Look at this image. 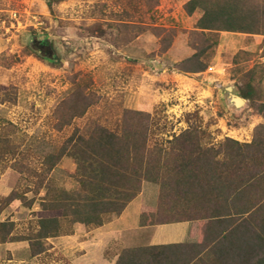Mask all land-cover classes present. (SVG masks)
Masks as SVG:
<instances>
[{"label":"rangeland","instance_id":"374dc122","mask_svg":"<svg viewBox=\"0 0 264 264\" xmlns=\"http://www.w3.org/2000/svg\"><path fill=\"white\" fill-rule=\"evenodd\" d=\"M187 1L0 0V99L5 92L12 98L0 101V131L11 136L17 152L8 163L22 159L34 167L90 121L117 127L124 109L151 115L150 146H166L172 135L192 126L206 130L213 144L226 137L249 140L256 109L247 99L236 111L226 89L241 95L250 81L260 97L257 105L264 104V35L221 32L205 71L180 72L176 63L194 52L189 32L201 15H188ZM153 27L172 33L168 49L163 50ZM39 35L52 39L53 59L30 46ZM76 83L88 84L96 104L59 130V107ZM75 169V161L64 156L51 178L60 187H77L69 175ZM144 182L156 197L158 185ZM30 186L25 173L0 163V198ZM44 193L31 207L13 201L0 221L13 222L15 236L26 235L38 219L56 215L41 210ZM48 241L51 248L37 256L31 255L28 240L0 243V264L69 263L63 236Z\"/></svg>","mask_w":264,"mask_h":264},{"label":"trees","instance_id":"16d2710c","mask_svg":"<svg viewBox=\"0 0 264 264\" xmlns=\"http://www.w3.org/2000/svg\"><path fill=\"white\" fill-rule=\"evenodd\" d=\"M184 10L188 15L196 11L201 15L189 32L194 52L176 63L183 73H201L208 68L221 32L264 35V0H188ZM153 30L163 50L168 49L172 33L158 27ZM87 89L88 84L76 83L63 100L59 130L96 104L97 97ZM240 91L252 107L264 111V104L257 105L260 97L255 96L250 81ZM11 99L5 92L0 101ZM152 126L149 113L124 109L117 127L90 121L34 167L22 159L8 163L17 154L16 145L11 136L0 131L3 168H16L32 183L2 196L0 214L15 200L31 207L42 190L41 210L56 213L38 219L36 227L24 236L14 235L13 222L0 221V243L28 240L32 256L45 253L51 248L48 239L73 234L74 224L91 230L121 215L148 181L158 185V201L154 212L142 214L141 222L199 221L203 225L197 243L160 247L173 259L183 255L180 264H264V124L255 128L249 144L230 137L209 143V133L192 126L172 135L166 146L148 144ZM64 156L76 163L69 173L77 183L74 190L58 186L51 178ZM29 191L33 198L26 196Z\"/></svg>","mask_w":264,"mask_h":264},{"label":"crops","instance_id":"0c3cea01","mask_svg":"<svg viewBox=\"0 0 264 264\" xmlns=\"http://www.w3.org/2000/svg\"><path fill=\"white\" fill-rule=\"evenodd\" d=\"M263 112L256 110L253 116L256 122L252 124L249 140L230 138L240 143H251L255 128L264 124ZM144 184L137 197L113 220L91 230L82 224H74L73 234L63 236V244L67 247L65 257L69 259L67 264L182 263L183 255H176L173 259L168 250L160 247L197 243L203 233V225L199 221L149 224L148 220L144 219V222H141L143 213L147 216L156 210L159 192L158 188L157 196H150L153 191ZM63 186L66 190L76 188L74 184Z\"/></svg>","mask_w":264,"mask_h":264},{"label":"water","instance_id":"95a60500","mask_svg":"<svg viewBox=\"0 0 264 264\" xmlns=\"http://www.w3.org/2000/svg\"><path fill=\"white\" fill-rule=\"evenodd\" d=\"M39 40H43L44 43L50 41V37L45 38L44 36H40ZM43 51H51V46L46 45L43 47ZM53 53V51H51ZM228 92V103L231 105L236 111H239L242 109L244 105L247 103V99L241 95L233 94V88L227 87Z\"/></svg>","mask_w":264,"mask_h":264},{"label":"flooded vegetation","instance_id":"af4514ba","mask_svg":"<svg viewBox=\"0 0 264 264\" xmlns=\"http://www.w3.org/2000/svg\"><path fill=\"white\" fill-rule=\"evenodd\" d=\"M40 36H44V35H39L37 37H34L30 41V46L32 47L33 50H35L38 53L42 54L44 57H48L50 59H53V57H54V47L52 46V39L50 41L44 43L43 40H39ZM44 37L48 38L50 36L46 35ZM47 44L51 46V51H53V53L51 51H43V47L46 46Z\"/></svg>","mask_w":264,"mask_h":264},{"label":"built area","instance_id":"2783aa9c","mask_svg":"<svg viewBox=\"0 0 264 264\" xmlns=\"http://www.w3.org/2000/svg\"><path fill=\"white\" fill-rule=\"evenodd\" d=\"M209 68H212V67H209Z\"/></svg>","mask_w":264,"mask_h":264}]
</instances>
